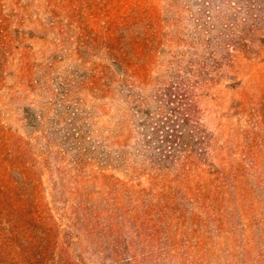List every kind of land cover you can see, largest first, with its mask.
I'll use <instances>...</instances> for the list:
<instances>
[{
  "label": "rangeland",
  "instance_id": "rangeland-1",
  "mask_svg": "<svg viewBox=\"0 0 264 264\" xmlns=\"http://www.w3.org/2000/svg\"><path fill=\"white\" fill-rule=\"evenodd\" d=\"M0 264H264V0H0Z\"/></svg>",
  "mask_w": 264,
  "mask_h": 264
}]
</instances>
